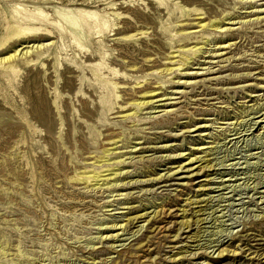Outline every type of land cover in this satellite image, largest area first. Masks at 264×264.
Masks as SVG:
<instances>
[{
	"label": "rangeland",
	"instance_id": "374dc122",
	"mask_svg": "<svg viewBox=\"0 0 264 264\" xmlns=\"http://www.w3.org/2000/svg\"><path fill=\"white\" fill-rule=\"evenodd\" d=\"M246 1L168 0L169 12L149 0H0V264H264V21L251 13L264 0ZM19 5L48 23H21ZM183 8L205 13L202 23L222 22L201 29L200 16L184 17ZM77 10L110 25L82 52L52 25L58 12ZM11 26L51 36L22 46L8 42ZM225 42L233 46L218 51L223 57H209ZM17 50L13 63L1 61ZM179 50L186 56L171 54ZM183 57L181 71L166 72ZM146 79L149 90L163 88L130 117L99 104L104 82L127 83L116 90L121 106L139 99L143 89L134 88ZM190 157L201 159L193 173H171ZM162 207L157 220L128 225Z\"/></svg>",
	"mask_w": 264,
	"mask_h": 264
},
{
	"label": "bare ground",
	"instance_id": "6f19581e",
	"mask_svg": "<svg viewBox=\"0 0 264 264\" xmlns=\"http://www.w3.org/2000/svg\"><path fill=\"white\" fill-rule=\"evenodd\" d=\"M151 2L152 5H157V8L159 7L160 9H167L169 10V12H171V10L169 9L168 7V0H149ZM256 1H260V0H250V1H246L245 4H251V3H254ZM171 3V2H170ZM110 6H115L116 4L114 3H109ZM173 5V4H172ZM176 7H178V5H176ZM182 9V7H180ZM175 9V7H174ZM184 10V17L186 15H197V16H200L198 17V20H201L200 23H198V25H200V28L201 29H206L207 27H212L215 23H221L222 21L220 22H209V23H202V21H204L206 18H203L202 16L205 15V13H202L201 11L199 10H196V9H187V8H183ZM39 11V10H38ZM38 11H26L22 6H16L14 8V15L17 19H19V21H25L27 22V24H34L36 25V22H40V23H48L47 21V16L44 15V13H40ZM74 11V10H73ZM173 12V11H172ZM251 13H254L255 15L257 14L258 17L256 18V22L258 21V23H260L261 21H264V17H262V15H264V8L263 9H260L258 11H255V12H251ZM59 16L61 17V20L59 22V24H52L53 27H54V31H56L61 38H64L66 36H70L71 39H72V45L75 49L79 50V51H85L86 49V46L89 42L90 39H100L102 38L104 35H106V33L110 30V25H108L107 22H105L104 20H102V17L101 15L98 13V12H94V11H84V10H77L75 11V13H72V14H68V13H65V14H62V11L61 12H58ZM122 15V14H121ZM121 15L119 14H116V16L118 17H121ZM24 16V17H23ZM137 17L139 18V20L141 21V23L143 22L146 23L145 21H149L148 17L144 16L143 14H140V15H137ZM49 18V17H48ZM127 19V18H126ZM125 20V18H124ZM227 20V19H226ZM231 20V19H230ZM115 21V20H114ZM260 21V22H259ZM18 22V21H17ZM20 24V22H19ZM236 23L233 22V23H228L227 25H232L234 26ZM34 25V26H35ZM114 26L115 23L113 24ZM118 26V25H117ZM216 26V25H215ZM13 26H11L9 28V32H10V35L7 37L10 39L8 42L10 41H13V43L15 42H22V46L29 43L28 41L32 38H36L37 36L39 35H42V34H45V33H41L42 30H38L37 27L36 29H24V30H20V28L17 30L15 28H13L11 30ZM22 27V26H21ZM31 28V27H29ZM114 29V27H111ZM217 28V27H216ZM113 29L111 30V32L113 31ZM141 29H138L136 30L135 32L133 33H128L126 35L123 36L124 39H128V40H133L135 39L139 33L142 31H140ZM217 30V29H216ZM227 30V28H226ZM221 31V30H220ZM223 31V29H222ZM126 31H124L123 33H125ZM128 32V31H127ZM136 32H139L138 35L136 34ZM184 32V31H182ZM223 32H226V31H223ZM122 33V34H123ZM142 34H145L144 32H142L140 35ZM226 34V33H225ZM46 37H50L51 35L49 33H46L45 34ZM6 41V40H5ZM50 44V43H48ZM5 45V43L1 42L0 43V52H1V49L4 50V48H2L3 46ZM46 45V44H45ZM160 45V44H159ZM233 46V44H231V42H225V43H221L220 45H216V50L214 51L217 55H212V56H209V57H213V58H221L224 56V54L218 52V51H223V50H227L229 48H231ZM43 47V46H42ZM31 48V47H30ZM37 48V46H36ZM41 48V47H40ZM160 48V47H159ZM171 49H174L175 47L174 46H171L170 47ZM184 48V47H182ZM195 49V47H193ZM33 49V48H32ZM192 51L191 50H188V51H191L192 53H195L194 50ZM65 50V49H64ZM162 50V49H161ZM157 51V50H156ZM187 51V50H186ZM22 52V51H21ZM29 52V51H27ZM179 52L180 54H183L184 56H186V52L184 51H173L171 52V54H174V53H177ZM190 52V53H191ZM199 52V51H198ZM19 53V50H17L14 54L12 55H9L8 57H5L3 58L1 61L2 62H6L7 64H11L13 63L19 56L20 54ZM151 54V53H150ZM23 55V54H22ZM25 55H27L25 53ZM188 55V53H187ZM148 56V55H147ZM175 57H180V56H171L170 58L171 59H174ZM154 61V60H153ZM149 62H152V60H149ZM167 64H170V63H167ZM188 64V58H182V63L180 62V65L177 69H174V68H166V72L169 71V72H172L174 71V74L175 72H179L181 71L182 67L186 66ZM174 65H176L174 63ZM2 67V65H0ZM4 66V65H3ZM102 68H103V64L102 63H99L97 65H95L93 68H92V72H93V75L96 76V78L100 81L102 80L101 78V71H102ZM134 68V67H133ZM13 69V68H12ZM164 70V71H165ZM6 72V70H5ZM15 72V71H14ZM18 73V71L16 72ZM118 73V72H117ZM116 72H113V74L116 76L117 74ZM5 74V73H4ZM11 74V73H10ZM173 75V73H172ZM186 76L185 77H192L193 75H198V74H185ZM13 76V75H12ZM17 76V75H16ZM125 76V75H124ZM181 76V75H180ZM15 76H13L14 78ZM181 77H184V76H181ZM13 80V79H12ZM15 81V80H14ZM264 81V80H263ZM83 82V80H82ZM141 83L143 82H139L137 84V87H135L134 89H143V92H141V95L139 97V99L137 100H134V99H127L125 103H123L121 106L118 105V102L117 100L119 99L116 95V90L117 89H128L126 88V85L127 83H124L123 87H121L120 85H122L121 83H113V84H110V83H105L104 82V85L102 86L101 90L103 92V94L101 95L100 97V100H99V104L103 107L104 110H107V113H112L115 111V109H118L119 111L118 112H121V113H124L126 115H124L123 117H130L131 115V111L133 112V110L135 109H138V108H142V107H146L148 105H152V101H142L143 99H147V98H153L155 96H157L159 93L158 91L161 90L163 88V86H159V87H155V89L157 90H149L151 89L152 87V83H149L148 80L146 79L145 80V84L142 86ZM165 82L161 81L159 82V84L161 85H164ZM188 83V82H187ZM264 83V82H263ZM179 85H183V86H186L187 84L186 83H181ZM250 86V85H249ZM129 91V90H127ZM136 91V90H135ZM80 93V91H79ZM174 93H177V92H174ZM179 93V92H178ZM135 97V96H133ZM123 99V98H122ZM119 101H122V100H119ZM161 101H164V100H159L158 102H161ZM121 103V102H120ZM168 104L164 105V107H167ZM141 110V109H140ZM143 110V109H142ZM136 111V110H135ZM134 111V113L136 114V112ZM138 112V111H137ZM168 113L169 112H172L171 110L167 111ZM134 115V114H132ZM135 116V115H134ZM132 118V117H131ZM129 119V118H128ZM258 119H264V114L262 116H260ZM201 129H208V126L207 125H203V126H200L197 130L193 131V132H197V131H200ZM192 130H189L187 132H191ZM204 136V135H203ZM117 139H112L110 140L112 143V145H117L118 141H116ZM121 142V141H120ZM166 146V145H165ZM166 148V147H165ZM208 148H204V147H199L198 149H196L197 153H203L204 150H206ZM164 150V148H163ZM194 150V149H193ZM108 151V150H107ZM157 151V150H156ZM160 151V150H159ZM139 150H136L135 153H138ZM108 153V152H106ZM109 154V153H108ZM187 155V154H183V155H180L181 158L184 156ZM179 156V155H178ZM179 156V157H180ZM164 157V156H163ZM144 159V157H141ZM165 159V157H164ZM170 159V158H169ZM174 160L177 159V158H173ZM197 161L201 162V159L198 158V157H194V158H189L188 161L186 163H183L182 165H180L179 167H176L175 168V171L174 172H171L169 171V173L167 174H154L153 172L151 173H148L150 175H147L148 179L147 180H143L141 181V183H150V184H146V185H153L154 182H156L157 184L160 183L159 181L161 179H165L166 177H171L172 174L174 173H179V171L181 170H186V172L188 173H193L196 169V167H193V165L195 163H197ZM117 163V162H116ZM114 163V164H116ZM119 163V162H118ZM120 165V163H119ZM189 167V168H188ZM188 168V169H187ZM203 169V168H202ZM201 169V170H202ZM110 170H108L107 172H109ZM172 174H171V173ZM87 173V172H86ZM96 174H99V173H96ZM111 175H114V174H111ZM111 175H105V176H111ZM118 176V174H116ZM101 178L102 175L100 176V174L95 177V178ZM87 178V177H86ZM94 178V177H92ZM94 178V179H95ZM111 178V177H110ZM113 178V177H112ZM167 178V179H168ZM88 179H91V177H89ZM180 179H189V177H183V178H180ZM97 180V179H96ZM109 180V178L107 179V181ZM89 181V180H88ZM92 181V179H91ZM99 181V180H98ZM103 181V180H101ZM106 181V180H105ZM167 181V180H165ZM136 183H138V181H136ZM162 183V182H161ZM181 185H184V184H181ZM163 187H166V186H163ZM125 209H128V208H125ZM131 209V208H130ZM163 207L161 209V211L159 212H151L150 214L149 213H144V214H140V215H137L134 219H129V223L128 225L132 224L135 220H139V219H142V218H146L148 219L147 222L149 221H155L157 220V218H159L161 215H162V211H163ZM154 214V215H153ZM189 221H186L185 224H183L184 226L187 225L186 227H190V224L188 223ZM184 223V221H183ZM117 227L118 225L114 226V231H117ZM183 227V226H182ZM127 228V225L123 226V225H120V227L118 228V230H123L125 231ZM108 229V228H107ZM144 229V226H142L140 228L139 231H137L136 233H140L142 230ZM148 230V229H147ZM119 236V233H117L116 235H109L108 237H106L105 239L106 240H113V239H116L117 237ZM109 238V239H107ZM142 244L139 246L141 247ZM112 248V247H111ZM226 252H228L227 250H221L219 252L220 255H224Z\"/></svg>",
	"mask_w": 264,
	"mask_h": 264
}]
</instances>
